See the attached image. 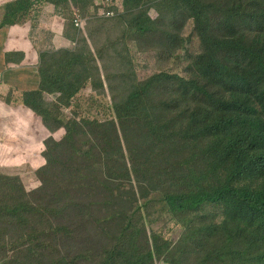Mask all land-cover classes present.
I'll list each match as a JSON object with an SVG mask.
<instances>
[{"label":"trees","instance_id":"16d2710c","mask_svg":"<svg viewBox=\"0 0 264 264\" xmlns=\"http://www.w3.org/2000/svg\"><path fill=\"white\" fill-rule=\"evenodd\" d=\"M123 2L116 17L103 18L89 15L97 0H0L7 68L35 66L41 79L37 90L0 93L27 117L33 136L13 164H29L39 177L28 186L0 174V255L9 251V235L20 233L13 247L26 245L33 264H43L37 225L60 213V196L75 186L63 180L61 162L81 153L85 130H150L160 136V155L173 145L183 156L169 172L176 178L185 168L177 178L184 188L157 190L136 203L96 264H264V0ZM46 4L70 19L65 36L72 49L53 48L50 32L47 48L40 46L38 6ZM77 9L85 29L75 26ZM145 40L173 59L185 51L187 75L160 70L140 80L132 44L144 52ZM89 89L96 98L110 96L107 121L67 112ZM198 150L206 162L201 171L194 167ZM163 217L184 228L176 244L147 235L145 226Z\"/></svg>","mask_w":264,"mask_h":264},{"label":"rangeland","instance_id":"374dc122","mask_svg":"<svg viewBox=\"0 0 264 264\" xmlns=\"http://www.w3.org/2000/svg\"><path fill=\"white\" fill-rule=\"evenodd\" d=\"M120 4L123 10V0H120ZM41 6H38V9L41 8L42 23L36 32V37L40 40L41 47L44 44L45 48L48 30L51 29L50 24L55 25L56 21L53 20L49 24L47 19L53 14L48 13V7ZM97 7L98 0L96 7L89 9V15H99L95 12ZM77 11L84 16L81 9ZM156 12L155 9H151L152 15ZM63 15L66 28L70 19ZM86 20L85 17L84 23ZM190 31V26L186 25L185 32ZM196 44L197 42L191 45L194 53ZM143 46L145 51L141 52L132 44L135 54L138 53L140 80H146L160 70L187 75L185 67L188 62L185 51L178 52V59H173L166 57L165 52L146 40ZM83 93L84 95L73 100L72 107L67 109L68 113L75 115L84 112L87 116H98L102 121L111 118L110 96L97 97L98 102H96L97 98L90 89ZM80 103L82 107L79 106ZM10 112L14 118H12L13 126L15 122L17 129L11 130L7 118L4 128L0 130V174L20 176L24 183L30 186L32 181L39 179L34 167L23 163L21 166L14 165L12 158L18 151L30 146L32 135L29 130L23 128L27 119L22 116L20 108ZM159 138L160 136L151 134L150 130L116 132L88 129L81 134L78 144L81 153L70 154L68 160L61 162L60 170V172L64 170L63 180L71 181L75 186L65 195L60 196L58 203L60 213L47 215L37 225L39 232H42L40 240L43 244L38 248L41 254L39 262L46 264L64 258L69 264H96L101 260L103 252L115 244L118 234L135 210L136 203L147 199L157 190L168 192L184 188V182L177 178L185 172V168L178 170L176 178L171 177L169 172L170 164L182 159L183 156L175 154L173 145L165 146L167 152L160 155ZM87 150H92L91 158L85 157ZM196 154L194 167L196 171H201L206 162L199 150ZM40 164L42 163L39 162L38 166ZM145 228L149 238L154 234H161L175 244L184 231V228L176 225L174 220L164 217L159 220V224L152 227L147 225ZM17 235L20 233L9 235L8 240L12 239L8 246L9 251L0 255V264L35 262V257L26 254V245L13 247L18 242ZM145 240L142 238V243ZM157 264L162 263L157 262Z\"/></svg>","mask_w":264,"mask_h":264},{"label":"crops","instance_id":"0c3cea01","mask_svg":"<svg viewBox=\"0 0 264 264\" xmlns=\"http://www.w3.org/2000/svg\"><path fill=\"white\" fill-rule=\"evenodd\" d=\"M48 7V13H52L53 16L48 20V23H52L53 20L56 21L55 25H51V29L48 30L51 34H53L52 38V46L56 49H72L74 47V42L68 39L65 36V22L62 16L58 15L55 10V7L50 5H45ZM6 14L5 6L0 5V24L3 21V18ZM44 22V20H43ZM42 23V16H41ZM8 36V28L2 27L0 25V72L3 73V79H1L0 84V93L1 96L8 94L10 90H20V91H33L37 90L41 84L39 68L38 67H20L15 69H8L6 65V53H5V43ZM41 46V44H40ZM47 46L45 47V49ZM4 99L0 97V130L4 128L5 120L8 118L9 123L11 124V130L17 129V126H13V116H11L10 110H17L14 105H9ZM24 116V115H22ZM25 117V116H24ZM13 118V119H12ZM27 119V117H25ZM8 122L6 124L8 130ZM29 120L23 124L24 130H29ZM30 132V130H29Z\"/></svg>","mask_w":264,"mask_h":264},{"label":"built area","instance_id":"2783aa9c","mask_svg":"<svg viewBox=\"0 0 264 264\" xmlns=\"http://www.w3.org/2000/svg\"><path fill=\"white\" fill-rule=\"evenodd\" d=\"M117 9H121L122 6L120 4V0H98V7L95 11L98 13L100 17H106V18H114L117 16ZM85 17L79 12H76V16L74 19L75 26L77 28H84L85 27ZM1 79H3V73L0 72V84Z\"/></svg>","mask_w":264,"mask_h":264},{"label":"clouds","instance_id":"9594fccd","mask_svg":"<svg viewBox=\"0 0 264 264\" xmlns=\"http://www.w3.org/2000/svg\"><path fill=\"white\" fill-rule=\"evenodd\" d=\"M116 10L118 11V10H121V9H120V8H119V9L116 8ZM98 17H100V16H98ZM103 18H106V17H103ZM31 135H32V134H31ZM32 137H33V136H32Z\"/></svg>","mask_w":264,"mask_h":264}]
</instances>
